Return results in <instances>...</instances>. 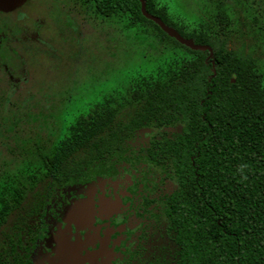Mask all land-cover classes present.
Returning a JSON list of instances; mask_svg holds the SVG:
<instances>
[{
  "label": "trees",
  "instance_id": "obj_1",
  "mask_svg": "<svg viewBox=\"0 0 264 264\" xmlns=\"http://www.w3.org/2000/svg\"><path fill=\"white\" fill-rule=\"evenodd\" d=\"M80 1L103 17H127L129 28L151 27L161 45L183 54L78 117L39 167L1 179L0 234L14 214L23 222L37 182L85 178L146 132L142 151L159 173L153 215L120 264H264V74L252 48L262 25L249 0H209V16L191 32L159 0H145L150 14L210 46L212 58L144 17L140 0ZM12 250L0 248V264H26Z\"/></svg>",
  "mask_w": 264,
  "mask_h": 264
},
{
  "label": "rangeland",
  "instance_id": "obj_2",
  "mask_svg": "<svg viewBox=\"0 0 264 264\" xmlns=\"http://www.w3.org/2000/svg\"><path fill=\"white\" fill-rule=\"evenodd\" d=\"M159 3L167 8L174 24L190 32L207 19L211 7L209 0ZM247 5L248 12H255L262 25L257 46L252 48L258 53V66L264 74V0H249L245 8ZM2 23L12 26L20 61H16L12 71L15 78L10 81L0 67V180L34 165L39 167V157L66 137L68 127L78 117L109 96L125 94L132 81L156 75L183 54L161 45L151 27L129 28L127 17H103L80 0H25L12 10L0 11ZM239 41L242 48L243 40ZM12 80H18L15 87L10 86ZM139 136L141 141L145 133ZM43 171L41 168V174ZM98 178L85 186V199L65 207L61 232L90 215L94 196L99 202L95 205H102L106 176ZM133 179L132 174H125L120 183ZM113 180L114 189L118 180ZM42 191L37 187L38 193ZM53 197L49 195V201ZM11 223L5 237L10 235ZM59 228L47 231V247L53 243V236L61 233Z\"/></svg>",
  "mask_w": 264,
  "mask_h": 264
},
{
  "label": "flooded vegetation",
  "instance_id": "obj_3",
  "mask_svg": "<svg viewBox=\"0 0 264 264\" xmlns=\"http://www.w3.org/2000/svg\"><path fill=\"white\" fill-rule=\"evenodd\" d=\"M13 41L12 26L2 23L0 67L7 74L9 81L15 78L12 71L16 61H20ZM20 65L18 64L19 68ZM12 81L14 83L11 82L10 86L15 87L18 80ZM139 134L128 139L124 149L116 153L111 161L102 167L91 169L85 178L64 184H49L42 180L37 182L35 195L29 196L30 205L22 212L26 215L25 219L19 223L15 214L11 217L0 234V248L20 251L26 264H120L124 261L137 248L141 236L147 232L153 215L152 200L159 183V173L142 151L149 134L145 132V137L138 141L141 139ZM125 174H132L134 179L126 184L120 183ZM101 176H106L102 205H95L99 202L97 203V197L94 196L90 215L79 219L77 225L71 224L70 229L61 232L59 227L64 224L62 212L65 207L70 202L85 199V186ZM113 179L118 180L114 189L111 186L115 182ZM144 183L147 184L146 187ZM28 184L31 185L32 182L28 181ZM39 186L43 189L41 193L37 192ZM49 195H54L50 201ZM10 222V235L5 237ZM16 223L19 224L18 229L15 228ZM56 227L61 233L53 236V243L47 247L44 237L49 229L54 230Z\"/></svg>",
  "mask_w": 264,
  "mask_h": 264
},
{
  "label": "water",
  "instance_id": "obj_4",
  "mask_svg": "<svg viewBox=\"0 0 264 264\" xmlns=\"http://www.w3.org/2000/svg\"><path fill=\"white\" fill-rule=\"evenodd\" d=\"M23 0H0V9L10 10L15 6H18ZM141 2V11L144 17L155 22L169 37L174 38L180 44L190 48L194 51H209V57H213V50L210 46L199 45L194 42L193 39L183 37L175 28L167 25L161 18L150 14L146 9L145 0H140ZM214 66V64H213ZM215 72V69H213Z\"/></svg>",
  "mask_w": 264,
  "mask_h": 264
}]
</instances>
